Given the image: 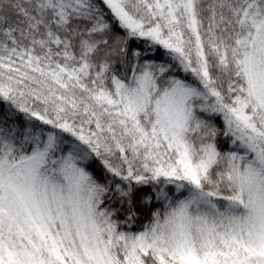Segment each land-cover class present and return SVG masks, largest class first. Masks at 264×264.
Returning a JSON list of instances; mask_svg holds the SVG:
<instances>
[{
  "label": "snow or ice",
  "instance_id": "1",
  "mask_svg": "<svg viewBox=\"0 0 264 264\" xmlns=\"http://www.w3.org/2000/svg\"><path fill=\"white\" fill-rule=\"evenodd\" d=\"M0 264H264V0H0Z\"/></svg>",
  "mask_w": 264,
  "mask_h": 264
}]
</instances>
